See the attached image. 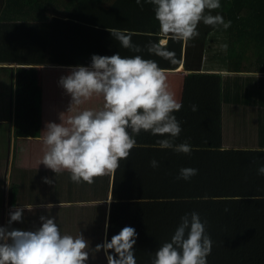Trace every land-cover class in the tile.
Returning a JSON list of instances; mask_svg holds the SVG:
<instances>
[{
  "label": "crops",
  "instance_id": "obj_1",
  "mask_svg": "<svg viewBox=\"0 0 264 264\" xmlns=\"http://www.w3.org/2000/svg\"><path fill=\"white\" fill-rule=\"evenodd\" d=\"M18 27L19 37L30 40L29 33L34 25L29 24V28H25L18 23ZM49 56L45 61H36L39 63V78L44 93L42 136L46 122H59L60 116L66 118L75 110L102 104L100 97L92 96L80 105H70V96L57 81L67 73L68 66L76 64H54L62 62L51 61L52 57ZM27 64L16 61L0 63V225L6 224L8 212L14 205H33L34 209L48 208L45 207L47 204L49 208L105 205V241L112 232L111 220L120 203H130L125 211L137 203H147L146 208L153 207L148 221L153 220V223L146 236L151 238L167 233L170 237L175 228L173 214L180 205L181 214L196 211L202 220L207 221L206 231L213 241L207 264H215L213 260L217 262L214 259L217 239L230 243L237 237L235 245H244L249 238L254 244L251 228L260 219L255 202L264 198V176L256 172L258 164L264 163V100L259 93L254 94V103L248 107L234 105V109L228 108V105H232L230 103H223L220 107V98L213 101V88L214 95L221 94L220 85L225 73L220 75L222 73L213 72L217 76L209 74V79L196 80L194 85L187 83L190 73L183 70L182 65L176 69H162L169 90L175 96L178 85L187 89L190 84L189 88L205 99V102H194L176 96L181 102V108L175 112L181 131L175 142L187 140L193 146L191 153L156 147L157 137L142 131L135 137L137 144L130 149L127 158L120 160L117 169L93 177L92 183H75L69 179L66 170L54 173L40 162L45 150L42 136L16 135L14 69ZM255 89L261 91L257 85ZM193 103L197 105L196 111L191 110ZM230 118H234V123L228 136L227 119ZM153 158L159 162L158 167L150 166L149 161ZM181 166H192L198 171L188 180L177 179L176 174ZM45 176L51 178L53 183H46L42 179ZM193 198L202 200L193 207L189 205ZM101 213L102 210L96 214ZM23 215L22 222L27 223L20 226L26 229L44 214L26 212ZM85 217L86 213L68 208L67 212L55 219L61 221L58 226L62 232L76 236L87 232L85 223L88 219ZM141 234L143 232L140 231L136 241L143 238ZM108 251L111 252V249ZM233 262L246 264L242 256L241 259L237 256Z\"/></svg>",
  "mask_w": 264,
  "mask_h": 264
},
{
  "label": "clouds",
  "instance_id": "obj_2",
  "mask_svg": "<svg viewBox=\"0 0 264 264\" xmlns=\"http://www.w3.org/2000/svg\"><path fill=\"white\" fill-rule=\"evenodd\" d=\"M135 3L143 6L142 0ZM143 3L152 6L158 23L157 39L148 41L142 49L133 43L131 31L108 28L120 47L136 54L93 53L88 64L68 66L67 73L57 81L70 96V105H80L92 96L102 99L99 107L75 110L66 118L60 116L59 122H46L44 127L41 139L45 150L40 162L54 173L66 170L75 183H92L93 177L117 169L120 160L127 158L137 144L135 137L142 131L157 137L156 147L185 154L192 151L193 146L187 140L175 142L181 131L175 112L181 108V102L169 90L166 74L151 55L174 64L176 56L167 46L169 40L188 42L198 35V23L227 29L231 21L220 12L211 11L221 7V0H143ZM220 47L226 50L227 44ZM143 50L151 55H141ZM190 107L197 110L194 103ZM149 164L155 168L159 162L153 158ZM197 171L192 166H181L176 178L188 180ZM256 172L264 176V163L258 164ZM42 179L53 183L47 176ZM32 207L14 205L6 224L0 225V264H88L90 251L101 249L108 264H136L133 245L138 234L133 226H123L110 239L91 249L82 234L62 232L52 216L41 215V223L34 229L11 227L13 221L23 220L25 209ZM206 223L196 211L181 215L169 239L150 255V264H207L213 241Z\"/></svg>",
  "mask_w": 264,
  "mask_h": 264
},
{
  "label": "trees",
  "instance_id": "obj_3",
  "mask_svg": "<svg viewBox=\"0 0 264 264\" xmlns=\"http://www.w3.org/2000/svg\"><path fill=\"white\" fill-rule=\"evenodd\" d=\"M142 5H137L135 0H0V63L33 62L14 69V119L17 136L40 137L43 133L44 93L39 78V63L36 61H45L50 54L51 61L62 62L54 64L86 65L93 53L111 55L118 51L122 56L136 54L120 47L107 29L131 31L133 43L139 44L143 49L148 41L157 39L159 34L151 4L143 3L142 0ZM211 11L213 14L220 12L226 20L231 21L230 26L225 29L222 26L198 23V35L188 42L169 40L167 46L174 50L176 63H169L146 50L140 54L145 57L151 55L161 69H176L182 65L183 70L190 73L187 83L193 82V77L202 80L209 79V74L217 76L213 72L222 73L220 75L225 73L220 85L221 94L214 95L213 88V99L220 98V107L223 103L248 107L254 103L252 99L255 93H259L264 100V0H221V7ZM18 23L25 28H29V24L34 25L33 31L29 33L31 41L19 37ZM30 42L32 43L28 49ZM224 43L227 44L226 50L220 47ZM203 71L208 74H200ZM256 85L261 91L255 89ZM201 200L190 199L189 205L195 207L194 204ZM129 204L120 203L115 208L110 229L119 231L123 226L130 225L137 234L143 232V238L133 245L134 255L136 264H150V255L159 246L158 243L167 240L169 236L167 233H160L157 237L148 238L146 232L153 223V220L148 222L153 207L146 208L147 203H137L125 211ZM255 204L260 219L251 228L254 244L249 238L244 245H235L237 237L230 243L225 239H217L216 244L214 242L215 264H234L237 256L240 259L242 256L246 264H264V198ZM68 208L86 213L87 232L82 236L91 249L97 243L104 242L105 205L41 207L25 209L24 213L37 212L58 218ZM100 210L101 215L96 214ZM181 215L179 205L173 214L175 227ZM55 222L58 225L61 223L57 219ZM13 223L11 227L22 229L20 225L27 221ZM40 223L38 219L26 226V229H34ZM92 263L108 264L103 249L90 251L88 264Z\"/></svg>",
  "mask_w": 264,
  "mask_h": 264
},
{
  "label": "rangeland",
  "instance_id": "obj_4",
  "mask_svg": "<svg viewBox=\"0 0 264 264\" xmlns=\"http://www.w3.org/2000/svg\"><path fill=\"white\" fill-rule=\"evenodd\" d=\"M194 85H196V79H193V82H192ZM202 83V82H201ZM175 87H176V83L174 84ZM189 85H187V89L185 86H180L178 85V91H177V94L176 96L179 97V98H185L187 100H192L194 102H205V99L204 98H201L197 93H194L190 88H189ZM185 95V96H183ZM214 101V99H213ZM229 107H232L234 109V105H228V108ZM227 122L229 124H227V134L229 136V134L232 132V128H233V123H234V118H230V119H227ZM118 232L117 229H115L114 231L111 232L110 234V237L108 239L111 238L112 235L116 234ZM112 251V250H111Z\"/></svg>",
  "mask_w": 264,
  "mask_h": 264
}]
</instances>
